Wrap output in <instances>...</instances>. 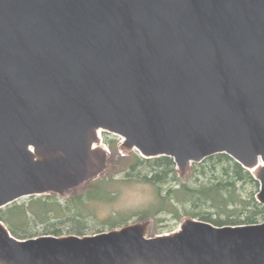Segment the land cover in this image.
<instances>
[{"label":"water","instance_id":"obj_1","mask_svg":"<svg viewBox=\"0 0 264 264\" xmlns=\"http://www.w3.org/2000/svg\"><path fill=\"white\" fill-rule=\"evenodd\" d=\"M103 131L182 178L226 153L264 205V0H0V209L105 173ZM150 226L19 238L0 220V264H264V221Z\"/></svg>","mask_w":264,"mask_h":264},{"label":"trees","instance_id":"obj_2","mask_svg":"<svg viewBox=\"0 0 264 264\" xmlns=\"http://www.w3.org/2000/svg\"><path fill=\"white\" fill-rule=\"evenodd\" d=\"M109 144L113 147L112 142ZM135 156V160L126 165L127 175L133 176L134 172L143 171L146 167L145 173L141 172L139 175L144 180L156 185L171 181L177 182L178 187L168 186L164 192L159 191L161 207L157 213L162 211L179 212L181 205L179 203L185 202V204H192L195 208H199L200 204L209 206L213 210L212 212L203 213L193 210L192 217L220 226L264 221V205L256 199L260 187L258 180L254 178L250 170L244 168L228 154L218 153L195 164L189 178L200 170L202 174L207 175V178L196 175L194 183L183 182L180 179L174 159L170 156L144 158L137 152ZM241 181L250 182L258 188L257 191L243 196L238 188ZM103 184L97 185L95 189ZM96 198L99 197L94 195L93 190L80 193L68 200L61 199L59 194L26 197L0 209V220L19 238H28L39 234L63 235V228L55 226V223L51 222L52 218L59 220L71 215L72 218L78 219L84 216L85 211L90 210V202ZM43 223H46V228L43 233H40L37 227ZM118 226L117 222H112L111 229ZM74 227L75 234H86L83 231V225L77 223ZM97 232L101 231L94 233Z\"/></svg>","mask_w":264,"mask_h":264},{"label":"rangeland","instance_id":"obj_3","mask_svg":"<svg viewBox=\"0 0 264 264\" xmlns=\"http://www.w3.org/2000/svg\"><path fill=\"white\" fill-rule=\"evenodd\" d=\"M102 136L104 145L110 149L108 167L105 173L75 190H70L63 195L59 194L61 199L68 200L80 193L93 190L94 195L99 198L93 199L90 202V210L85 211L84 216L78 219L72 218L71 215L59 220L52 218L51 222L55 223V226L63 228V235L75 234L73 231L77 223L83 225L84 233L92 234L96 231L110 230L112 222H117L118 227H121L128 223L147 220L151 222L150 235L154 236L176 230L184 218L192 217L193 210L202 211L203 213L213 211L207 205L200 204L199 208H195L192 204L183 202L179 203L181 204L179 212L162 211L157 213L161 207L159 191L164 192L168 189V186L178 187L177 182L171 181L170 183L156 185L153 182L144 180L139 175L141 172L142 174L145 173L146 167L143 171L134 172L133 176L127 175L126 165L135 160L136 152L125 155L120 148L122 138L116 134L103 131ZM109 142L113 143V147L110 146ZM178 175L183 182L190 181L191 183L195 182L197 176L207 178V175L202 174L201 170L196 173L197 176L194 175L191 178L189 177L192 174H189L186 178H182L179 173ZM101 183H104L103 187L100 185L98 189H95ZM238 188L243 196L250 195L258 189L250 182L245 181H241ZM55 226L53 225V227ZM45 228L46 223L39 224L37 227L40 233H43Z\"/></svg>","mask_w":264,"mask_h":264},{"label":"bare ground","instance_id":"obj_4","mask_svg":"<svg viewBox=\"0 0 264 264\" xmlns=\"http://www.w3.org/2000/svg\"><path fill=\"white\" fill-rule=\"evenodd\" d=\"M176 164V163H175ZM177 168V167H176Z\"/></svg>","mask_w":264,"mask_h":264}]
</instances>
